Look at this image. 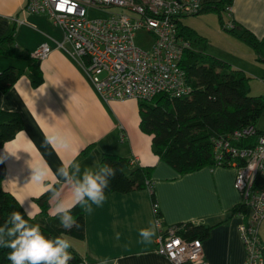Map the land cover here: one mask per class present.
Instances as JSON below:
<instances>
[{
	"label": "crops",
	"instance_id": "0c3cea01",
	"mask_svg": "<svg viewBox=\"0 0 264 264\" xmlns=\"http://www.w3.org/2000/svg\"><path fill=\"white\" fill-rule=\"evenodd\" d=\"M27 1L0 0V38L14 29L18 51L31 56L42 44L48 43L52 52L40 63L43 82L37 87L32 84L30 62L0 57V73L10 66L25 71L9 93H0V109L17 112L24 124L23 131L0 150L4 189L24 204V209L33 205V216L38 219L54 216L51 206L49 216H41L37 199L47 191L31 183L32 168L44 169L48 176L45 184L60 188L63 180L58 169L64 164L75 161L82 170L99 168L106 154H116L134 162L129 172L126 171L128 175L139 168H151L152 190L106 194L101 207L93 205L91 214L85 212V240H69L83 258V264H102L105 260L108 264L113 261L172 264L157 252V239L171 227L187 223L216 225L209 239L203 242L204 263L244 264L246 251L239 231L242 219H229L233 208L245 202L244 194L234 186L235 169L204 168L180 175L161 161L152 136L140 129L138 101H103L84 67L72 56V46L66 42L64 32L54 27L45 15L26 14ZM199 1L205 5L221 0ZM227 13L228 22L238 29L244 27L259 40L264 39V0H235ZM217 16L210 13L180 21L204 38L202 42L206 46L201 54L211 55L244 72L251 77V91H260L254 96H264L260 94L264 91V62L234 35L224 33L221 24L212 29ZM256 128L264 131V113ZM54 134L67 138L71 148L46 143L45 136ZM153 193L161 220L156 217ZM64 198L71 203L66 186ZM150 220L159 221L160 227L151 243H141L139 229L147 227ZM261 241L264 244L263 237Z\"/></svg>",
	"mask_w": 264,
	"mask_h": 264
},
{
	"label": "built area",
	"instance_id": "2783aa9c",
	"mask_svg": "<svg viewBox=\"0 0 264 264\" xmlns=\"http://www.w3.org/2000/svg\"><path fill=\"white\" fill-rule=\"evenodd\" d=\"M114 8L120 12H111ZM202 9L199 0H28L24 12L45 15L64 32L72 55L103 101L125 102L150 101L159 94L171 98L191 95L192 87L180 65L190 42L179 36L178 27L182 18L195 16ZM93 11L108 16L89 18ZM234 25L228 22L226 28ZM142 30L154 38L148 50L135 45V34ZM51 52L50 45L44 43L31 57L44 61ZM254 135L256 129L248 127L213 140L216 167L235 169L234 186L244 194V203L251 210L250 220L241 217L239 227L246 251L244 264H264V244L259 236L264 221V134L253 146L243 144ZM179 230L180 226H174L166 238L159 235V255L172 264L203 263V243L178 237Z\"/></svg>",
	"mask_w": 264,
	"mask_h": 264
},
{
	"label": "trees",
	"instance_id": "16d2710c",
	"mask_svg": "<svg viewBox=\"0 0 264 264\" xmlns=\"http://www.w3.org/2000/svg\"><path fill=\"white\" fill-rule=\"evenodd\" d=\"M235 0H221L203 5V9L195 16L216 13L219 15L221 27L247 44L264 62V39L259 40L244 27L227 29L228 20L224 14L229 12ZM194 45L204 40L189 26L179 21L178 27ZM0 57L20 59L30 62L29 69L33 73L34 87L43 82V74L38 61L29 54L22 53L15 47V30L0 38ZM181 67L185 70L192 93L190 96L171 98L168 94H159L150 101H138L140 112V129L152 136L157 156L173 168L178 174L186 175L204 168H215L213 155V140L233 133L236 130L254 127L256 135L243 142L247 147L253 146L258 136L264 131L256 128L260 116L264 113V97L251 95V77L234 69L225 61L211 55L196 53L190 47L186 49ZM23 69L10 66L0 73V93L7 94L24 74ZM24 124L17 112L0 109V150L22 132ZM108 164L116 170V175L110 180L106 194H128L137 190H150L151 168H139L130 175L126 171L131 168L130 160L116 154H106L100 166ZM223 168H228L226 165ZM4 174L0 176V225L12 211L24 215L25 209L17 198L3 187ZM50 193L47 192L37 199L41 216H49ZM153 204H157L156 196L152 194ZM75 226L71 230L61 227L58 216L38 219L33 216L30 223L39 224L42 233L49 238L63 234V238L83 241L86 238L85 212L76 206L72 209ZM251 210L242 203L230 213L229 219L244 217L250 220ZM156 217L162 215L156 208ZM264 222V221H263ZM178 234L187 241L209 239L216 225H194L192 223L179 225ZM166 232V230H163ZM71 244V243H70ZM9 249L0 248V264H10L7 260ZM73 259L70 264H83V258L72 248L69 249Z\"/></svg>",
	"mask_w": 264,
	"mask_h": 264
},
{
	"label": "clouds",
	"instance_id": "9594fccd",
	"mask_svg": "<svg viewBox=\"0 0 264 264\" xmlns=\"http://www.w3.org/2000/svg\"><path fill=\"white\" fill-rule=\"evenodd\" d=\"M45 142L58 144L65 149L71 148L67 138L59 134L46 135ZM32 169L34 175L31 183L50 193L52 214L59 217L61 227L66 230H71L76 224L71 214L73 208L80 206L84 212L91 214L94 211L93 205L101 207L104 204L110 180L116 175V170L108 164L99 168L85 167L82 170L79 163L72 161L58 169L63 184L60 188H55L51 184H45L48 176L44 169ZM65 186L71 193V203L64 198ZM32 208L31 204L25 208L27 219L21 212L12 211L8 214V219L0 225V248L9 249L7 260L10 264H70L73 259L69 251L70 242L63 238V234L55 238L46 237L39 224L30 223L33 219ZM159 227V221L150 220L147 227L139 229L140 242L151 243ZM119 238L120 234L117 233L116 239ZM102 264H108V261H102ZM112 264L117 262L113 261Z\"/></svg>",
	"mask_w": 264,
	"mask_h": 264
},
{
	"label": "rangeland",
	"instance_id": "374dc122",
	"mask_svg": "<svg viewBox=\"0 0 264 264\" xmlns=\"http://www.w3.org/2000/svg\"><path fill=\"white\" fill-rule=\"evenodd\" d=\"M111 12H120V9H111L110 10ZM226 14H224V16H226V18H227V15H228V13L227 12H225ZM106 16H108V13H104V12H97V11H93V12H91L90 13V15H89V17L90 18H105ZM217 18H218V20L216 21V20H214V24H213V26H212V29H216V27L218 26V27H220V22H219V17L217 16ZM211 24V23H210ZM220 29H222V31L224 32V33H227L228 35H231L229 32H227V31H225L222 27H220ZM209 32V31H208ZM210 33V32H209ZM211 34V33H210ZM179 36L180 37H187L184 33H181V34H179ZM37 37H38V35H37ZM235 37V36H234ZM237 39V38H236ZM153 42H154V38L151 36V35H149L148 33H145V32H142V31H140V32H137L136 34H135V44L139 47V48H141V49H145V50H148L150 47H151V45L153 44ZM245 44V43H244ZM246 46H248L247 44H245ZM194 47H193V49H194V51H196L197 53H201V52H203L204 51V48H205V46H206V42H198V43H196V44H194L193 45ZM249 47V46H248ZM251 48V47H250ZM202 49V50H201ZM252 49V48H251ZM253 50V49H252ZM226 56H230V55H226ZM256 92V93H255ZM251 91V95H254V94H258L257 92H260V91ZM264 93V91L262 90L261 91V93L260 94H263ZM264 97V96H263ZM127 172H129V170L127 171ZM150 188L152 189V186H150ZM259 231H261V237H263L264 238V223H262V225L261 226H259Z\"/></svg>",
	"mask_w": 264,
	"mask_h": 264
},
{
	"label": "bare ground",
	"instance_id": "6f19581e",
	"mask_svg": "<svg viewBox=\"0 0 264 264\" xmlns=\"http://www.w3.org/2000/svg\"><path fill=\"white\" fill-rule=\"evenodd\" d=\"M28 2V1H27ZM90 13L91 12H89V14H88V17H89V15H90ZM90 18V17H89ZM138 32H140V31H138ZM142 32H145V33H148V32H146V31H143L142 30ZM150 35V34H149ZM136 45V44H135ZM136 47L137 48H139L137 45H136ZM140 50H143V49H141V48H139ZM187 49V48H186ZM186 49L184 50V52H183V57H182V61H183V59H184V54H185V51H186ZM73 53V48H72V52H71V54ZM73 56V55H72ZM74 57V56H73ZM32 58V57H31ZM75 58V57H74ZM33 59V58H32ZM76 59V58H75ZM34 60V59H33ZM37 61V60H36ZM181 61V62H182ZM39 63H41L42 61H38ZM181 65V64H180ZM187 79H188V76H187ZM188 83H189V79H188ZM189 85H190V83H189ZM156 97V96H155ZM187 97V96H186ZM156 208H157V204H154V209H155V213H156ZM160 223V222H159ZM170 230V229H169ZM168 230V231H169ZM168 231L165 233V234H162L165 238L168 236L167 235V233H168ZM260 233V232H259ZM176 235L178 236V237H180V238H182V239H184L182 236H180L179 234H178V232L176 233ZM259 236H260V234H259ZM242 239V238H241ZM260 239H261V237H260ZM243 241V240H242ZM262 242V241H261ZM244 244V243H243ZM245 247V246H244ZM193 264H195V263H193ZM196 264H204V261H203V263H196ZM206 264V263H205Z\"/></svg>",
	"mask_w": 264,
	"mask_h": 264
},
{
	"label": "water",
	"instance_id": "95a60500",
	"mask_svg": "<svg viewBox=\"0 0 264 264\" xmlns=\"http://www.w3.org/2000/svg\"><path fill=\"white\" fill-rule=\"evenodd\" d=\"M3 172H4V166H3V163H2L1 158H0V176L3 175Z\"/></svg>",
	"mask_w": 264,
	"mask_h": 264
}]
</instances>
